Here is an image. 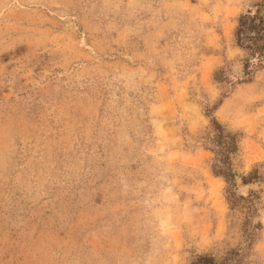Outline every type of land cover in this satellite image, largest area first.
<instances>
[{"label": "rangeland", "instance_id": "374dc122", "mask_svg": "<svg viewBox=\"0 0 264 264\" xmlns=\"http://www.w3.org/2000/svg\"><path fill=\"white\" fill-rule=\"evenodd\" d=\"M256 1L0 0V264L242 247L245 209L199 142L213 117L241 134L236 191L262 223L246 264H264V67L240 82L233 36Z\"/></svg>", "mask_w": 264, "mask_h": 264}, {"label": "trees", "instance_id": "16d2710c", "mask_svg": "<svg viewBox=\"0 0 264 264\" xmlns=\"http://www.w3.org/2000/svg\"><path fill=\"white\" fill-rule=\"evenodd\" d=\"M235 45L244 54L243 78L240 82H248L256 71L264 67V0H257L248 9L240 13L236 19L233 32ZM214 80L218 83L231 84L229 73L225 68L214 72ZM208 112H211L209 109ZM241 134L230 131L216 118L211 119L210 128L199 137V142L212 152L210 168L215 177H222L226 183V200L231 209L243 207L245 219L242 223L244 245L231 248L219 258L211 254L197 255L190 264H246L249 251L255 243L256 231L262 223L254 220L259 213V196L251 191L247 196L237 193V173L234 170V158L239 151ZM258 171L242 177L244 185L258 178Z\"/></svg>", "mask_w": 264, "mask_h": 264}]
</instances>
